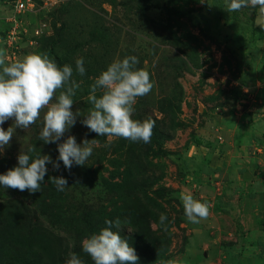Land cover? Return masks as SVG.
<instances>
[{
    "label": "rangeland",
    "instance_id": "rangeland-1",
    "mask_svg": "<svg viewBox=\"0 0 264 264\" xmlns=\"http://www.w3.org/2000/svg\"><path fill=\"white\" fill-rule=\"evenodd\" d=\"M17 1L0 0V51L6 63L46 54L58 65L72 51L73 79H86L91 86L112 62L136 56V68L149 72L154 87L137 99L133 119H153L159 131L167 128L168 138L160 139L153 130L151 142L140 150L143 166H132L143 176L119 185L122 190L115 183L126 178L130 155L127 140L121 138L93 145L84 166L74 164L68 170L59 161L56 171L47 164L40 192L0 186V264H65L70 253L83 264H93L82 241L107 226L99 212L109 207V220L115 221L126 216L121 209L125 206L133 209L146 236V243L125 238L138 264H208L198 245L205 235L221 232L219 264H264V28L255 22L258 9L229 13V0H59L53 5L32 0L35 11L19 13ZM43 21L48 31L38 36L35 31ZM62 29L67 42L53 56L48 42L59 41ZM78 59H83L87 76L76 72ZM86 84L73 97L76 123L61 140H40L42 112L28 129L16 128L10 144L0 150V174L9 170L2 171L7 162L18 166L21 152L33 159L48 155L57 162L58 143L68 136L81 146L89 140L90 130L82 121L93 105L86 101L89 96L80 99ZM100 94L98 90V98ZM161 104L171 105L173 113H161ZM13 125L8 120L2 127L7 131ZM230 157L245 164L231 170L226 161ZM60 176L68 181L63 191L50 179ZM149 183L155 184L142 188ZM216 183L229 189L220 190ZM196 184L206 189L204 198L201 189L193 191ZM181 192L208 203V218L189 222ZM122 193L136 195L120 200ZM234 195L260 205L256 219L252 217L258 223L254 230L233 228L224 218L230 212L227 199ZM161 214L167 216L164 225ZM25 216L33 223L28 231L22 229ZM132 232L122 225L123 237Z\"/></svg>",
    "mask_w": 264,
    "mask_h": 264
},
{
    "label": "clouds",
    "instance_id": "clouds-1",
    "mask_svg": "<svg viewBox=\"0 0 264 264\" xmlns=\"http://www.w3.org/2000/svg\"><path fill=\"white\" fill-rule=\"evenodd\" d=\"M249 6L258 9L255 22L264 28V0H229L226 11L238 12ZM6 60L5 54L0 51V150L10 144L16 128L28 129L41 118L42 112L40 140L45 144L60 141L75 125L79 115V112L72 111L73 97L79 88L73 79V68L70 65L58 66L46 54H29L10 64ZM138 63L136 56L116 60L91 85L88 100L93 108L82 121L91 132L109 140L121 138L145 144L151 142L155 121L151 118L143 121L133 119L137 99L148 95L154 87L149 72L136 68ZM83 65V59L76 61V72L81 76L85 74ZM98 90L101 93L99 98ZM8 120H14V125L5 131L2 125ZM96 143L97 140L85 139L81 146L70 135L63 143H58L57 162H53L48 155L33 159L21 152L18 166L0 174V186L21 192L27 190L31 194L40 192L48 172L47 164H53L56 171L60 168L59 161L68 170L74 164L84 166ZM32 151L34 149H29V152ZM50 179L59 191L68 187V181L63 176ZM179 198L189 222L199 224L210 215L208 203L184 192ZM166 220L167 216L161 214L160 224L164 225ZM126 223L119 218L106 220V227L82 241V250L93 264H138L135 249L121 235L122 225ZM65 264H83V261L75 253H70ZM167 264L176 262L169 260Z\"/></svg>",
    "mask_w": 264,
    "mask_h": 264
},
{
    "label": "trees",
    "instance_id": "trees-1",
    "mask_svg": "<svg viewBox=\"0 0 264 264\" xmlns=\"http://www.w3.org/2000/svg\"><path fill=\"white\" fill-rule=\"evenodd\" d=\"M133 1L146 2V0H132V2ZM63 32H64V29H62V32L60 34H58L59 35V41L58 40L55 41L54 38H50L51 40L48 42L49 46L50 47L52 46V48H50V53L53 56L55 55L56 48H58L60 46H63L64 47L65 43L67 42L66 37H63L62 36L64 34ZM71 56H72V51H70L66 55H64L65 59L59 60L58 61V65L60 67H63L64 65H70V66H72L71 65V62L69 61V59L71 58ZM85 71H87V70H85ZM84 76H87V75L84 74ZM75 81H76L77 84H79V82H83V85L79 87L80 89H83L84 86H85V84L87 83L86 84V87L87 88H85L86 89V92L84 93V95H82L80 97V99L83 98V97L89 96L90 95V88H91V86L87 82V80L86 79L76 78ZM86 101H89V100H86ZM169 104H171V103H169ZM161 105L162 106L159 107L161 113H163L164 115H168L169 113H173L172 111H169L172 108L171 105H168V106H164L163 104H161ZM166 129L167 128L165 127L161 131H159L156 127H154V132L158 135V137L160 139H161V137L166 138L167 137V134H166V131L167 130ZM88 135H89V140L90 141L97 140V142H101V143L106 142V137H100V136H98V134H96L94 132H91L90 131ZM127 144L129 146V148H128V151H129L128 154L130 155V157H129L130 161L128 160L129 162L126 163V172H127L126 178H123L119 183H115V186L117 188H119L120 190L124 189V186H119V185H123V184H125L127 182L139 181V180H137V176H140V177L143 176V174L139 173L137 170H136L137 173L135 174V170L133 169L132 166L133 165H136V166H138L137 168H140V169L143 166L142 158L145 155H143L140 150H141V148L143 146H145V143H143V142H131V141L127 140ZM5 164H7V165H4L2 167V171L5 170V169H8V167H9V170L10 169H13V165H11L10 163L7 162ZM0 171H1V169H0ZM2 174H5V173H2ZM148 179H151V177L148 176ZM154 184L155 183H149L148 185L147 184L146 185L143 184L142 185V188L143 187L144 188L145 187L146 188H149L151 186L153 187ZM45 189L48 192L53 191V189L50 186L46 187ZM133 190L137 192V186ZM157 191H155V192L157 193ZM133 195H136V193H122V194L119 195V199L121 200V199H124V198H129V197H131ZM138 198H140V197H138ZM105 209L106 210H109V207L108 208L106 207ZM121 209H123V211L125 212L126 216H120V217H116V218H119L121 221H127L126 226H129V228L133 229V232L131 234H129V235L128 234H124L125 235L124 238L129 237V239H131L132 242H134V243H138V242L139 243H146V239H145L146 236L139 229V227H138V225L136 223V218H135V216L133 214V209L127 208L126 206L125 207H122ZM106 210L98 213V216H99L101 222H103V226H106V224H105V221L106 220L112 219L111 217L109 218V213ZM85 213L88 214V212H85ZM25 221H26V223L22 225V229L24 231H28V230L32 229L33 228V223L31 222V220H29V218L27 216H25Z\"/></svg>",
    "mask_w": 264,
    "mask_h": 264
},
{
    "label": "crops",
    "instance_id": "crops-1",
    "mask_svg": "<svg viewBox=\"0 0 264 264\" xmlns=\"http://www.w3.org/2000/svg\"><path fill=\"white\" fill-rule=\"evenodd\" d=\"M226 161L231 170H234L233 168L235 166H240L241 164H245L242 162L237 163L235 159H233V157L232 158L230 157ZM228 186H232V184H228ZM221 187L222 185L218 186L220 190H224L226 188V187L224 188H221ZM192 189L195 193L196 192L200 193V189H201L204 194L200 193L201 194L200 196L204 198L205 196L204 191L206 189H204L203 187L197 184L194 185ZM226 189H229V188L227 187ZM227 201L229 202L228 210H230V212L229 211L226 212L227 214L226 216H224V218L228 220V222L233 228L237 229L238 227L242 226L244 230L248 231V230H254L257 227L258 223L256 221H253V219L254 217L256 219V214L260 210V205L256 206L258 202L245 201V199L240 198L239 195L230 196L229 200L227 199ZM214 204H217V203L212 202L211 205H214ZM215 208H217L216 205H215ZM221 234L222 232L219 234L217 233L216 235L212 234L211 236L210 234L205 235L203 240H201V243L198 245L199 248H197V252H202L203 260L205 262H208V264L209 263L219 264L222 262L221 247H220V242H219V240L221 239ZM215 236H219V238H215ZM215 257H216V261L213 262Z\"/></svg>",
    "mask_w": 264,
    "mask_h": 264
},
{
    "label": "built area",
    "instance_id": "built-area-1",
    "mask_svg": "<svg viewBox=\"0 0 264 264\" xmlns=\"http://www.w3.org/2000/svg\"><path fill=\"white\" fill-rule=\"evenodd\" d=\"M52 5L53 4H57L59 2V0H50ZM36 8V4L32 1V0H18L17 1V5H16V11H18L19 13H24V12H34ZM14 23L18 24V21L16 19H14ZM49 26H47L46 22L43 21L40 23L39 27L36 29V34L38 36L43 35L46 33L47 28ZM11 34L14 33V31L10 32ZM10 34V35H11ZM219 140H222V137H219ZM217 186H221V183H216Z\"/></svg>",
    "mask_w": 264,
    "mask_h": 264
}]
</instances>
